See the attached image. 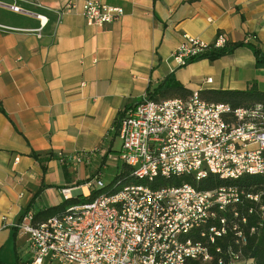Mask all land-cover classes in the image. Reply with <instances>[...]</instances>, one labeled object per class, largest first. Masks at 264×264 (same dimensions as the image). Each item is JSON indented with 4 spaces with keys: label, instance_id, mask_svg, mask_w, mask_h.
Here are the masks:
<instances>
[{
    "label": "crops",
    "instance_id": "obj_1",
    "mask_svg": "<svg viewBox=\"0 0 264 264\" xmlns=\"http://www.w3.org/2000/svg\"><path fill=\"white\" fill-rule=\"evenodd\" d=\"M85 1L17 0L31 15L0 5V24L18 30L0 34L4 264L34 262L28 235L16 228L25 214L63 204L65 189H75L71 198H87L95 191L88 184L112 163L116 176L122 171L115 159L121 150L115 123L168 77L192 94L245 91L252 82L264 93V68L248 46L184 68L172 59L184 35L214 44L224 34L230 47L251 45L264 56V0H107L125 15L105 28L87 25ZM69 2L76 8L64 11ZM36 15L48 19L41 38L35 33L40 27ZM78 154L84 163L70 161Z\"/></svg>",
    "mask_w": 264,
    "mask_h": 264
},
{
    "label": "built area",
    "instance_id": "obj_2",
    "mask_svg": "<svg viewBox=\"0 0 264 264\" xmlns=\"http://www.w3.org/2000/svg\"><path fill=\"white\" fill-rule=\"evenodd\" d=\"M16 14L31 15L17 0L0 3ZM76 8L69 2L64 11ZM83 17L88 26L105 28L124 15L121 7L107 0H87ZM38 38L48 19L36 15ZM18 31L0 24V34ZM228 46L219 34L214 44L183 36L172 54L178 68L214 50ZM207 83H212L208 79ZM121 141L116 156L129 176L130 184L114 194H102L48 221L33 223L25 214L16 225L29 237L33 264H253L243 255L247 238L239 207L256 204L249 216H264L259 205L264 194H249L236 186L200 190L211 175L234 182L250 176H264V108L261 104L234 109L228 104L203 100L199 93L187 99L154 100L147 95L127 110L114 127ZM59 159H65L63 155ZM82 164L83 155L70 159ZM192 178L197 185L152 189L157 178ZM95 176L88 184L98 191L106 187ZM75 189L62 191L65 200ZM257 227L249 229L253 235ZM231 240L224 247L225 238Z\"/></svg>",
    "mask_w": 264,
    "mask_h": 264
},
{
    "label": "trees",
    "instance_id": "obj_3",
    "mask_svg": "<svg viewBox=\"0 0 264 264\" xmlns=\"http://www.w3.org/2000/svg\"><path fill=\"white\" fill-rule=\"evenodd\" d=\"M243 46H248L256 56L257 66L264 68V56L262 53L257 49V47L246 45V44H237L235 46H226L224 49L221 50H214L204 56H201L195 61L208 59L210 61H216L226 55L231 54L235 49ZM189 63V64H191ZM150 99L159 100V99H187L192 95V92L185 89L181 86L173 76L168 77L164 82H162L154 92L150 90L146 92ZM200 97L209 103L214 104H228L234 109L237 108H248L258 103L261 104L264 108V93L258 89L257 83L252 82L248 85L247 90L245 91H202L199 92ZM139 103V102H138ZM136 105V104H135ZM131 108V107H130ZM127 108L123 112L120 113L119 118L117 119L115 126H118V122L123 117L124 113L129 110ZM36 159H39L37 155H34ZM52 157V156H51ZM89 181H86L80 186L87 185ZM130 184H140L135 179L130 178L128 170L123 167L122 171L114 178V180L107 185L104 189L98 191H92L91 195L87 198L83 196L78 198H71L66 200L63 204L52 207L45 211H39L36 215L33 216V223L40 224L48 221L50 218L57 216L63 212H65L68 207L73 205L81 204V203H89L92 202L95 198L102 194H114L118 191L122 190L124 187ZM183 184H191L197 186L193 181L192 178H157L154 183L150 185L152 189H159L162 187H180ZM236 186L239 190L249 193V194H264V176H244L237 181L228 182L220 180L217 176L211 175L208 179H205L203 182L200 183L199 188L200 190H213L216 188L224 187V186ZM263 205L264 206V196H262L261 202L257 204V206ZM255 207L256 204L246 202L244 206L239 207V212L242 217H247V225L244 227L245 234L247 238L246 246H244L242 253L245 257L254 260L253 264H264V216L257 217V216H249L248 209ZM264 214V213H263ZM257 227L256 232L253 235L249 234V229ZM231 240V237L225 238L224 242L219 243V245L226 246L228 241ZM0 264H4L0 261ZM191 264H200L198 262H193Z\"/></svg>",
    "mask_w": 264,
    "mask_h": 264
},
{
    "label": "rangeland",
    "instance_id": "obj_4",
    "mask_svg": "<svg viewBox=\"0 0 264 264\" xmlns=\"http://www.w3.org/2000/svg\"><path fill=\"white\" fill-rule=\"evenodd\" d=\"M159 100H165V99H159ZM119 148H120V143L117 140L115 150H118ZM115 159H116V156H115ZM110 165L111 166L109 168H107L106 171L103 172V175L101 176V178H99L105 183L106 186L109 185L114 180V178L116 177V174L118 172V170L116 169V164L112 163Z\"/></svg>",
    "mask_w": 264,
    "mask_h": 264
}]
</instances>
